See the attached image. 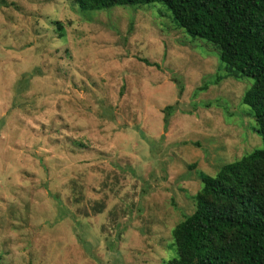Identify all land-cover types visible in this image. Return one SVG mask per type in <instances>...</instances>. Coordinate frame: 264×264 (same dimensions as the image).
Returning <instances> with one entry per match:
<instances>
[{"label": "rangeland", "instance_id": "obj_1", "mask_svg": "<svg viewBox=\"0 0 264 264\" xmlns=\"http://www.w3.org/2000/svg\"><path fill=\"white\" fill-rule=\"evenodd\" d=\"M221 74L163 3L0 0V264L167 263L200 173L261 146Z\"/></svg>", "mask_w": 264, "mask_h": 264}, {"label": "trees", "instance_id": "obj_2", "mask_svg": "<svg viewBox=\"0 0 264 264\" xmlns=\"http://www.w3.org/2000/svg\"><path fill=\"white\" fill-rule=\"evenodd\" d=\"M72 1L82 9L163 3L178 27L217 49L223 74L215 83L223 77L253 80L241 101L250 108L261 146L215 175L200 173L195 208L172 229L174 254L164 264H264V0Z\"/></svg>", "mask_w": 264, "mask_h": 264}]
</instances>
